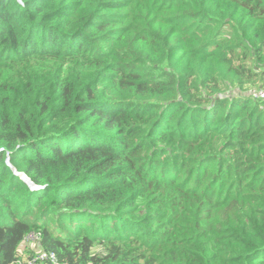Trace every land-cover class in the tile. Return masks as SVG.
Returning a JSON list of instances; mask_svg holds the SVG:
<instances>
[{"label":"trees","instance_id":"obj_1","mask_svg":"<svg viewBox=\"0 0 264 264\" xmlns=\"http://www.w3.org/2000/svg\"><path fill=\"white\" fill-rule=\"evenodd\" d=\"M260 90L264 0H0V264H264Z\"/></svg>","mask_w":264,"mask_h":264},{"label":"built area","instance_id":"obj_2","mask_svg":"<svg viewBox=\"0 0 264 264\" xmlns=\"http://www.w3.org/2000/svg\"><path fill=\"white\" fill-rule=\"evenodd\" d=\"M256 96L258 97H264V90H260L258 92L255 93ZM7 155L9 156V152H7ZM42 237V233L39 231H33L31 233H29L26 237H25V241L30 243L31 241L34 240H40V238ZM11 264H69L68 262H61L57 255L54 252H48L45 250H41L39 251L37 254H34L30 257L20 259V260H16Z\"/></svg>","mask_w":264,"mask_h":264},{"label":"water","instance_id":"obj_3","mask_svg":"<svg viewBox=\"0 0 264 264\" xmlns=\"http://www.w3.org/2000/svg\"><path fill=\"white\" fill-rule=\"evenodd\" d=\"M20 3H22V0H19ZM7 164L14 170V172L21 176L22 179H24L28 184L29 186L33 189V190H38L40 189L41 187L37 186L24 172H19L11 163V160L10 158H7Z\"/></svg>","mask_w":264,"mask_h":264},{"label":"rangeland","instance_id":"obj_4","mask_svg":"<svg viewBox=\"0 0 264 264\" xmlns=\"http://www.w3.org/2000/svg\"><path fill=\"white\" fill-rule=\"evenodd\" d=\"M237 91V90H236ZM236 91L234 90L231 94L233 95V94H235L236 93ZM28 255H30V253H27V254H25L24 253V258H27L28 257Z\"/></svg>","mask_w":264,"mask_h":264}]
</instances>
